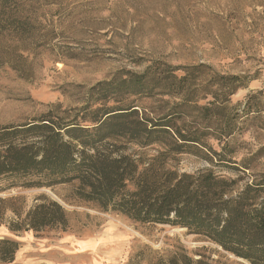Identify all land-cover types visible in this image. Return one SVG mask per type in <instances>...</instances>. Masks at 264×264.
Here are the masks:
<instances>
[{
  "label": "rangeland",
  "instance_id": "rangeland-1",
  "mask_svg": "<svg viewBox=\"0 0 264 264\" xmlns=\"http://www.w3.org/2000/svg\"><path fill=\"white\" fill-rule=\"evenodd\" d=\"M15 1L12 9L25 27L0 32V127L30 123L47 113L70 120L100 82L146 69L158 75L179 68L174 74L183 76V67L201 66L207 79H241L228 107L239 111L252 95L261 109L237 118L239 129L232 136L218 141L210 135L205 142L219 151L228 141L232 161L238 163L255 156L253 171H246V176L262 169L264 0ZM150 88L141 95L117 94L103 105L134 106L140 115L156 118L179 102L177 96L148 92ZM211 100L208 94L197 105ZM76 119L89 124L80 114ZM186 123L192 124L190 118ZM159 148L152 145L147 153ZM174 166L187 173L212 167L191 153L179 155ZM216 171L226 177L238 175L228 169ZM21 184L22 180L0 179V241L15 245L12 260L0 259V264H167L184 256L207 264H248L186 228L134 223L100 212L74 198V184ZM46 200L64 209L67 230L33 231L24 225L27 213Z\"/></svg>",
  "mask_w": 264,
  "mask_h": 264
},
{
  "label": "trees",
  "instance_id": "trees-1",
  "mask_svg": "<svg viewBox=\"0 0 264 264\" xmlns=\"http://www.w3.org/2000/svg\"><path fill=\"white\" fill-rule=\"evenodd\" d=\"M12 6H17L15 0H0V32L24 30L25 23ZM200 67H183V76L174 74L179 68L158 75L146 69L100 82L87 92L85 105L70 120L47 113L30 123L0 127V179L22 180L24 187L74 184V198L100 212H113L134 223L186 228L237 259L264 264V166L246 176L255 156L238 163L232 161L228 141L219 151L205 142L210 135L218 141L232 136L239 129L237 118L260 112V105L250 95L239 111L228 107L241 79H207ZM149 85L148 92L177 96L179 102L156 118L140 115L134 106L103 105L117 94L141 95ZM208 94L212 100L197 105ZM79 114L88 125L76 121ZM130 144L137 149H128ZM155 144L160 148L147 153ZM184 153L200 156L212 167L180 172L174 162ZM218 169L238 175L226 177ZM24 225L33 231H64L66 212L46 200L27 213ZM0 244V259L10 262L15 245L7 240ZM167 264L207 263L184 256Z\"/></svg>",
  "mask_w": 264,
  "mask_h": 264
}]
</instances>
